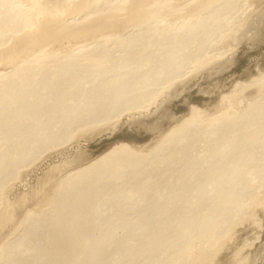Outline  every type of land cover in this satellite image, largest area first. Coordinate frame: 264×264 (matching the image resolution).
Masks as SVG:
<instances>
[{
	"label": "bare ground",
	"instance_id": "bare-ground-1",
	"mask_svg": "<svg viewBox=\"0 0 264 264\" xmlns=\"http://www.w3.org/2000/svg\"><path fill=\"white\" fill-rule=\"evenodd\" d=\"M231 3L0 0V64L11 66L0 71V223L9 182L48 149L148 106L222 55L208 52L235 31L237 21L222 18ZM193 4L196 17L180 26L160 22ZM125 23L124 32L104 31ZM238 90L215 115L195 108L151 150L120 143L64 174L49 207L28 212L19 234L1 244L0 264H214L225 238L264 200V74Z\"/></svg>",
	"mask_w": 264,
	"mask_h": 264
},
{
	"label": "rangeland",
	"instance_id": "rangeland-1",
	"mask_svg": "<svg viewBox=\"0 0 264 264\" xmlns=\"http://www.w3.org/2000/svg\"><path fill=\"white\" fill-rule=\"evenodd\" d=\"M194 6L190 5L183 13L181 11L176 15L163 13L160 22L164 25L177 24L175 27H178V23L188 16L196 17ZM222 18L224 21H237L235 31L229 29L226 32L228 37L219 40L208 52V56L218 53L222 55L201 67L191 68L186 75L166 87L148 106L125 112L121 117L103 124L78 130L70 141L48 149L9 182L1 205L2 210H8V215L0 223V246L19 234L18 225L28 212L42 211L49 207V193L64 174L92 163L120 143H128L139 150H151L165 133L189 117L195 108L215 115L225 106V95L237 100L240 93L238 85L249 83L264 74V0H232ZM130 28L131 25L125 23L104 31L106 34H115ZM27 31L24 30L21 35ZM100 36L63 39L53 47L66 50ZM36 50H31L30 54ZM6 63L0 64V71L11 68ZM255 90L256 87L249 88L244 94L251 97ZM143 92V97L147 96L150 93L149 87L143 89ZM254 214L239 223L225 238L214 264H264V200Z\"/></svg>",
	"mask_w": 264,
	"mask_h": 264
}]
</instances>
